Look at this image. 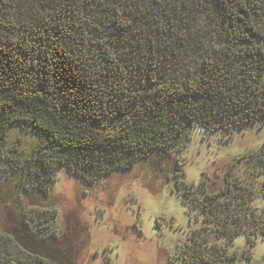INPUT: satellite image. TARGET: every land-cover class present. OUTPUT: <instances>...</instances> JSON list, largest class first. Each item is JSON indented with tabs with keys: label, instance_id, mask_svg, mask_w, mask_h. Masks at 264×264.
<instances>
[{
	"label": "trees",
	"instance_id": "1",
	"mask_svg": "<svg viewBox=\"0 0 264 264\" xmlns=\"http://www.w3.org/2000/svg\"><path fill=\"white\" fill-rule=\"evenodd\" d=\"M205 7L215 27L198 29ZM263 13L264 0H0V262L75 264L48 199L57 167L91 180L182 150L194 125L229 138L264 122ZM16 127L28 142L9 140ZM207 178L182 193L203 224L180 259L232 264L235 236L264 237V140L215 190Z\"/></svg>",
	"mask_w": 264,
	"mask_h": 264
},
{
	"label": "rangeland",
	"instance_id": "2",
	"mask_svg": "<svg viewBox=\"0 0 264 264\" xmlns=\"http://www.w3.org/2000/svg\"><path fill=\"white\" fill-rule=\"evenodd\" d=\"M197 26L215 27L208 7L200 8ZM260 26L264 28V13ZM18 128L10 132L9 140L19 135L28 142L26 132L20 134ZM225 136L194 125L182 150L155 153L129 169L91 180L57 167L48 199L57 209L54 225L72 236L75 264H186L180 259V247L203 223L199 211L183 203L184 189L195 187L207 175L208 187L215 190L228 163L264 140V122ZM234 171L240 173L241 168ZM254 203L264 207V198L257 197ZM208 227L203 229L206 235ZM215 242L225 245L223 239ZM225 246L229 253L236 251L232 264H264L260 234L251 245L239 234Z\"/></svg>",
	"mask_w": 264,
	"mask_h": 264
}]
</instances>
